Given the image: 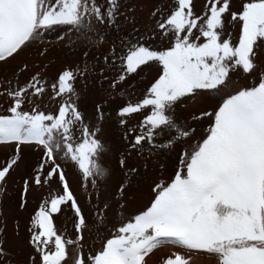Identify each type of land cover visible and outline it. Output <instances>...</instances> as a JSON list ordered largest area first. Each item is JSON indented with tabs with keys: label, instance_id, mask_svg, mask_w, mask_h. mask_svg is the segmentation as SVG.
<instances>
[{
	"label": "snow or ice",
	"instance_id": "obj_1",
	"mask_svg": "<svg viewBox=\"0 0 264 264\" xmlns=\"http://www.w3.org/2000/svg\"><path fill=\"white\" fill-rule=\"evenodd\" d=\"M120 5L121 0H0V66L32 46L42 57L53 44L84 49L79 61L58 69L51 81L40 65L24 83L19 78L27 65L0 79V99L7 104L0 112V145L12 149L0 161V194L25 149L39 159L15 178L19 208H27L30 192L48 193L29 214L26 264H148L146 257L168 246L207 254L216 264H264V67L256 63L264 51V0H205L199 14L194 0H162L151 26L128 36L120 35ZM113 32L121 43L107 40ZM156 41L160 47L153 46ZM105 42L103 59L90 60L87 45L99 49ZM150 66H157L156 77L116 115L128 158L175 151L174 174L154 183L138 214L113 225L112 234L85 256L87 221L58 161L72 163L93 186L104 177V147L96 138L104 111L97 103L96 123H85L77 80L85 83L96 69V82L103 84L109 79L105 72L112 71L108 95L127 98L135 95L134 85H122ZM241 77L246 83L237 86ZM46 95L56 106L47 113L41 109ZM197 96L214 101L191 117L201 125L199 136L175 114ZM137 116L142 119L132 124ZM120 164L126 166L123 155ZM137 171L127 163L126 175ZM126 187L120 186L121 198ZM65 211L72 214L74 240L54 226L56 214ZM96 215L103 223L102 210ZM160 264L187 260L173 251Z\"/></svg>",
	"mask_w": 264,
	"mask_h": 264
},
{
	"label": "bare ground",
	"instance_id": "obj_2",
	"mask_svg": "<svg viewBox=\"0 0 264 264\" xmlns=\"http://www.w3.org/2000/svg\"><path fill=\"white\" fill-rule=\"evenodd\" d=\"M204 4L205 0H194V11L197 14L201 13L204 10ZM136 8L137 6L134 7V9H131V13H129V16L130 19L132 18L131 20L138 19V21L135 20L136 22H130V28L128 29L127 36L129 34H132V29L134 28L138 29L139 32H144L151 26L152 23L151 14H148L149 16L146 15L145 17L143 15L144 13L142 14V11L136 10ZM150 8L151 10L154 9V7ZM228 31L231 32L233 37L236 36V34L234 36L235 32L233 33V29L229 28ZM113 33L115 34V32ZM111 41L115 40L111 39ZM80 43L82 45V40ZM152 43L154 47H160L158 41ZM59 46L63 50H65L67 54H74V64L81 59V52L84 50L82 47L79 51H77L75 48L70 49L63 45ZM29 48H25L24 51H22L18 56H16L15 59L11 60L8 65L0 66V79H10L19 66L27 65V70L21 73L19 78L21 83H24L26 81V78L34 72L30 67V63H33L36 60L37 54H34V52L36 49L39 52V48H37L36 46H32ZM54 49H56V47L54 48L49 46L47 54L45 56V61L48 63V65L54 67V70H58L63 68V64H67L68 62L63 63L65 59L62 61L63 57L60 56L61 50L59 51L58 49H56L59 51L58 52ZM92 55L93 54H89V59L94 62L97 58L95 57V55ZM24 56L29 59V63L26 62ZM256 63L258 67H264V57L258 54L256 57ZM41 64L42 63L40 62V65ZM47 66L46 68H48ZM154 68L155 67H153V70H155V72H152L153 74L156 73V69ZM51 69L53 68H50V70ZM148 69L149 67H146L145 70L140 73L141 76L142 73H145V71L147 74ZM45 74L46 73H44V75ZM115 74L116 73L112 71H106L105 75H107L109 79L104 81L103 84H98L96 82L99 78L98 75L96 78L91 77L93 78L90 80L95 86L96 97L94 98V102L92 104L93 108L91 110L88 109L90 112H84L86 113V115L88 114L84 118L85 123L95 124V105L99 103L103 106L104 118L102 121L99 122V131L97 132L96 138L100 140L104 147V151L99 157V163L105 169V175L97 182L95 186H93L90 181L84 182L75 168L71 171L73 175L79 176L82 181V185L79 183L81 185L80 188L76 184L77 186H75V188H77L75 190H77L78 193L82 194V212L83 216L87 221V228L84 230L83 233L84 240L87 244V247L85 249V256L88 254V251L92 250L93 248L100 247L103 240L112 234L113 225H118V222L121 219L127 222L129 217L138 214V212L143 208V206L149 202L150 197L152 195L151 188L153 184L159 182L161 179H166L169 176L173 175L174 169L177 164V157L175 151L169 152L166 150H162L158 154L152 156V158H149L148 162L146 161L147 159L128 158V154L126 152V145L123 139L124 128L120 126L116 112L120 106L127 102L128 99L135 100L136 98H138L141 93L146 89V86L151 83L154 77L151 78V81L143 77L142 79L144 80H140L139 76H134L132 79L128 80L125 85H122V87L127 89L128 85H134L135 95L125 98L120 95H108V85L111 82L112 76H114ZM53 76L46 77L45 75L44 77L51 81L54 79ZM242 79L243 77L240 80ZM243 81L245 80L243 79ZM76 88L81 95L82 86L79 83H76ZM117 91H119V89H117ZM213 103L214 101H210L206 97L197 96L195 98H190L183 107L177 106L175 114L179 121L192 123L197 130V136H199L202 134L201 125L199 122L191 121V117L194 114H198V112L202 109L210 108ZM82 106L84 107V105ZM6 107L7 104L3 103L2 99H0V112H2ZM55 107V104H53L51 101L47 104V106L41 105V109L44 110L46 113L49 111H54ZM80 107L79 110L82 114L85 109H82ZM138 119H142V116H137V119L132 120L131 123H136ZM204 126H206V124ZM189 142L187 143L190 144ZM11 151L12 149L0 145V161H3V159L6 158ZM122 155L126 158L125 167H121L120 164ZM38 159V155L33 150L25 149L23 152V159L21 165L16 169V171L12 173V176L8 178L6 190L2 194H0V249H2L4 252L2 259H0V264H26L27 257L31 251L27 244V224L29 214L31 213L33 208L37 206L39 200L46 198L48 193L46 190H36L30 192L28 196L29 202L27 208L21 210L19 208L18 197L19 186L15 178L19 175L24 174L25 172H28L31 167H34L36 165ZM149 162H152V164L156 163V165H152ZM158 162H160V164ZM127 163H131L133 166H135L138 169L137 173L126 175ZM71 167L73 166L71 165ZM125 184L127 185V187L125 188L123 198H121L119 189L121 185ZM69 188L72 189L71 186H69ZM121 204L123 205V207L120 206ZM105 205H108L107 209L104 208ZM101 210L104 216L103 223L98 222L96 215V213ZM65 213L66 214L64 215L67 216L70 211H65ZM64 236L65 238L73 240L75 239L73 226L72 229L69 230ZM173 251L181 252V254L185 256L187 264H216L215 260L213 258L208 257L207 254L200 252H184L183 250L175 249L171 246L162 247L157 250H154V252L150 254L149 257H146L147 262L148 264H160L161 259L164 256L169 255ZM73 255L74 252L72 250V247L70 246L69 257ZM69 264H71V259L69 260Z\"/></svg>",
	"mask_w": 264,
	"mask_h": 264
},
{
	"label": "rangeland",
	"instance_id": "obj_3",
	"mask_svg": "<svg viewBox=\"0 0 264 264\" xmlns=\"http://www.w3.org/2000/svg\"><path fill=\"white\" fill-rule=\"evenodd\" d=\"M162 0H121V5H120V12L122 13V15L119 17V23L121 24V29H120V35L121 36H127V34H128V29L130 28V22L131 21H134V22H136V21H138V19H133V20H131L130 19V16H129V13H131V9L133 8L134 9V7H136L137 6V8H136V10H141L142 11V14L146 17V15H150L151 13H152V10H151V8L150 7H157V6H159L162 2H161ZM139 6V7H138ZM142 6V7H141ZM145 6V7H144ZM147 8V9H146ZM144 9H145V11H144ZM150 12H149V11ZM146 13V14H145ZM148 15V16H149ZM125 17H127L128 18V21L127 22H125ZM235 32V30H233V33ZM235 34H236V32L234 33V36H235ZM109 37H110V39H109ZM109 37H107V40L108 41H111V39H114L116 42H118V43H121V41L120 40H118L117 39V36H116V34H111V35H109ZM86 43V41H84V40H82V45H84ZM59 45H56V44H53L51 47H56V49H58L61 53H60V56H62L61 58H62V61H63V63H67V64H63L64 65V67L66 66V65H68V66H72V65H74V54H67L66 53V51L65 50H63L60 46L58 47ZM87 47H88V49H89V54H93V55H95V57L96 58H99V59H103V56H102V54H103V52H106L107 50H108V47H109V43H107V42H105V43H102V44H100L99 45V50H101V51H99L98 49H97V47H95V46H93V45H87ZM83 48V47H82ZM30 49V48H29ZM28 49V50H29ZM56 49H54V50H56ZM58 50H56V51H58ZM58 51V52H59ZM63 51H64V53H63ZM34 54H37L36 55V60L33 62V63H30V67H31V69L35 72L37 69H36V65H40V62L42 63L40 66L41 67H46L47 65H48V63L45 61V56H43V57H41L40 55H38V51H37V49L35 50V52H34ZM65 54V55H64ZM67 54V55H66ZM75 54H76V51H75ZM258 54H260V55H262L263 57H264V51H261L260 53H258ZM92 55V56H93ZM66 56V57H65ZM73 56V57H72ZM65 57V58H64ZM68 57V58H67ZM72 57V58H71ZM75 57H76V55H75ZM94 57V58H95ZM39 58H42V59H39ZM24 59L26 60V62L27 63H29L30 61H29V59L26 57V56H24ZM71 61H70V60ZM43 60V61H42ZM72 63H70V62ZM73 61V62H72ZM44 63V64H43ZM48 68H47V70H46V77H48V76H53V77H55V73L57 72V70H54L55 68L54 67H52V66H50V65H48L47 66ZM153 67H155L154 69H156V73H152V72H155V70H153ZM153 67H149V69L147 70V74H146V71H145V73H142V76H141V74L139 75V79L140 80H144V79H142V77L143 78H147V79H149L150 81H151V78L152 77H156L155 75L156 74H158V72H157V66H153ZM50 68H53V69H51L50 70ZM150 69H151V71H150ZM53 70V71H52ZM49 71V72H48ZM56 71V72H55ZM150 72V73H149ZM48 73V74H47ZM52 75H51V74ZM50 74V75H49ZM144 74V75H143ZM44 75V76H45ZM97 70L96 69H93L92 70V72L91 73H89L86 77H85V83H83V84H81L80 82H79V80H77V83H79L81 86H82V93H81V95H80V98H79V102L81 103H79L78 102V107H80V108H82V109H85L84 111H83V113H82V116H83V114H84V118L88 115H86V113H89L90 111L89 110H91L92 108H93V102H94V98L96 97V91H95V86L93 85V83H92V81L90 80V79H93V78H96L97 77ZM148 77H147V76ZM154 75V76H153ZM141 76V77H140ZM91 77H93V78H91ZM153 78V79H154ZM242 78V77H241ZM240 78V79H241ZM239 79V82H240V84H244L245 83V81H243V79L242 80H240ZM153 81V80H152ZM151 81V82H152ZM239 82H238V84H239ZM239 84V85H240ZM239 85H237V86H239ZM47 96V95H46ZM45 96V97H46ZM47 98V97H46ZM46 98H45V101H46ZM50 101H47V104L49 103ZM123 102H124V100H123ZM42 106H44L45 104H41ZM82 105H84V107L82 106ZM86 105H87V107H86ZM89 105H91V106H89ZM91 107V108H90ZM87 108V109H86ZM89 109V110H88ZM88 111V112H87ZM84 112H86V113H84ZM189 142V141H188ZM189 143H191V142H189ZM7 158V157H6ZM6 158H4L3 159V161L4 160H6ZM149 158H152V156L151 157H149ZM149 158H147V162H148V160H149ZM100 160V159H99ZM58 163L61 165V167H65L64 169H65V176H66V180H67V183H68V185L69 186H71L72 187V189L70 188V191L72 192V194L74 195V198L76 199V201L78 202V205H79V207L82 209V194L81 193H78L77 192V190H75L76 188H75V186H77L78 185V187L80 188V186L82 185V181H81V179L79 178V176H75V175H73L72 173H71V171H72V169H74L75 167L73 166V164L72 163H68V162H65V161H58ZM150 164H152V162H149ZM159 164H160V162H158ZM71 165L73 166V167H71ZM152 165H156V163H153ZM67 166V167H66ZM71 173V174H70ZM70 179H69V178ZM74 179V180H73ZM69 180V181H68ZM76 180H77V182H76ZM72 181V182H71ZM76 182V183H75ZM81 185H80V184ZM72 184V185H71ZM77 184V185H76ZM74 190V191H73ZM77 194V195H76ZM80 196V197H79ZM64 214H66L65 212H64ZM64 214H56V216H55V219H54V226L56 227V229H57V231L58 232H61V233H64V235L69 231V230H71L72 229V226H73V220H72V214H71V212L70 213H68L67 214V216L66 215H64Z\"/></svg>",
	"mask_w": 264,
	"mask_h": 264
}]
</instances>
